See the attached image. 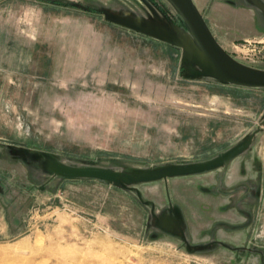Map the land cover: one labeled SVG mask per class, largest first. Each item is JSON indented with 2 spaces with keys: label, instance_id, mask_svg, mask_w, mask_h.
I'll return each mask as SVG.
<instances>
[{
  "label": "rangeland",
  "instance_id": "1",
  "mask_svg": "<svg viewBox=\"0 0 264 264\" xmlns=\"http://www.w3.org/2000/svg\"><path fill=\"white\" fill-rule=\"evenodd\" d=\"M0 264H264V89L170 0H0Z\"/></svg>",
  "mask_w": 264,
  "mask_h": 264
},
{
  "label": "water",
  "instance_id": "2",
  "mask_svg": "<svg viewBox=\"0 0 264 264\" xmlns=\"http://www.w3.org/2000/svg\"><path fill=\"white\" fill-rule=\"evenodd\" d=\"M181 13L208 60L224 78L240 86L264 89V72L249 68L233 59L216 41L206 21L192 0H170ZM68 176L108 179L110 173L94 169L60 167Z\"/></svg>",
  "mask_w": 264,
  "mask_h": 264
},
{
  "label": "crops",
  "instance_id": "3",
  "mask_svg": "<svg viewBox=\"0 0 264 264\" xmlns=\"http://www.w3.org/2000/svg\"><path fill=\"white\" fill-rule=\"evenodd\" d=\"M206 21L216 41L221 44L224 41H234L245 39L248 36L264 35L260 31L263 25V18H259L255 13V3H235L236 0H192ZM241 23L251 24L250 31H231L230 25ZM262 30V29H261ZM233 32V33H232ZM222 47V45H220ZM224 48V47H222Z\"/></svg>",
  "mask_w": 264,
  "mask_h": 264
}]
</instances>
